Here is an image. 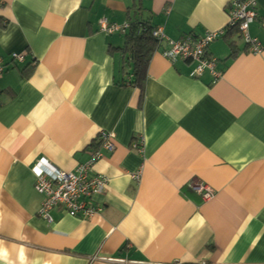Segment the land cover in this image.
<instances>
[{
  "label": "crops",
  "instance_id": "0c3cea01",
  "mask_svg": "<svg viewBox=\"0 0 264 264\" xmlns=\"http://www.w3.org/2000/svg\"><path fill=\"white\" fill-rule=\"evenodd\" d=\"M255 1L259 51L221 38L210 46L214 72L193 76L194 62L165 52L191 33L225 31L229 0H144L165 39L141 90L122 84L124 54L109 51L124 34L103 28L123 29L137 0H0V264H264V0ZM99 149L91 173L108 185L89 203L101 213L55 208L48 220L35 166L76 172Z\"/></svg>",
  "mask_w": 264,
  "mask_h": 264
},
{
  "label": "built area",
  "instance_id": "2783aa9c",
  "mask_svg": "<svg viewBox=\"0 0 264 264\" xmlns=\"http://www.w3.org/2000/svg\"><path fill=\"white\" fill-rule=\"evenodd\" d=\"M257 4L255 0H229V23L227 27H238L243 36V40L253 45V51H259L258 44L249 36L250 25L257 18ZM103 22V28L112 33L113 26ZM124 28L127 25L123 26ZM118 30L121 27H114ZM224 31L209 32L205 35L200 43L191 46L190 38L182 41L172 42L170 50L165 52V56L170 61H176L179 58L192 59L197 63L193 72V76L202 75L205 70L210 69L214 72L216 59H203L204 47L215 41ZM154 35L160 39L165 38L161 29H158ZM13 59L18 61L24 60V55H13ZM4 72L2 59H0V75ZM113 135L102 133L101 148L105 151L113 152L115 144L112 141ZM139 147V146H138ZM101 149L92 153V161L86 165L80 166L76 172L60 171L53 168L45 159L39 161L35 166L34 172L37 178L36 189L38 192L46 196V201L42 207L41 214L48 220H52L50 212L59 208L72 217L94 218L101 213L102 208L89 203L90 199L104 191L108 185V177L104 175H92L94 163L103 155ZM138 179V175H135ZM198 191H204L206 200L211 199L213 191L207 186H198Z\"/></svg>",
  "mask_w": 264,
  "mask_h": 264
},
{
  "label": "trees",
  "instance_id": "16d2710c",
  "mask_svg": "<svg viewBox=\"0 0 264 264\" xmlns=\"http://www.w3.org/2000/svg\"><path fill=\"white\" fill-rule=\"evenodd\" d=\"M144 0H137L136 4L133 5L128 13L129 20L126 23L127 27L119 31H115L108 34L123 33L125 36V41L123 47H111L110 52H121L124 54V71H128L127 79L122 80V84H130L131 86L138 87L141 90L144 89L145 82L147 80L148 68L150 66L151 60L154 54L161 48L162 42L165 38L160 39L156 37L154 33L159 29L154 26L151 19L144 17ZM110 24V23H109ZM228 30V31H227ZM240 29L236 27L228 28L224 31L223 35H220L215 41L207 44L204 47L203 59H213V55L210 52V46L217 40L228 39L238 35L239 38H243ZM204 36H198L193 33L187 35L183 40L190 38L191 46H196L202 41ZM182 41V40H181ZM249 45V44H248ZM230 47L232 48L231 56H235L238 53L236 49L235 41H231ZM170 50V49H169ZM168 51V50H167ZM182 59V58H179ZM188 63H193L192 59H184ZM171 61L173 64L178 62ZM195 63V68L197 63ZM206 71V70H205ZM130 79V80H129Z\"/></svg>",
  "mask_w": 264,
  "mask_h": 264
}]
</instances>
